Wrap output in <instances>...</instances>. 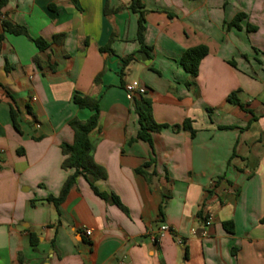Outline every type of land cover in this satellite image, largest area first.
Instances as JSON below:
<instances>
[{"label":"crops","instance_id":"obj_1","mask_svg":"<svg viewBox=\"0 0 264 264\" xmlns=\"http://www.w3.org/2000/svg\"><path fill=\"white\" fill-rule=\"evenodd\" d=\"M139 1L141 42L131 0L1 9L0 264H264V0ZM198 46L192 76L180 59ZM75 95L98 101L93 186L107 198L80 176L56 207L47 198L73 173L61 168L68 122L91 115ZM140 97L166 126L151 145L137 138Z\"/></svg>","mask_w":264,"mask_h":264},{"label":"trees","instance_id":"obj_2","mask_svg":"<svg viewBox=\"0 0 264 264\" xmlns=\"http://www.w3.org/2000/svg\"><path fill=\"white\" fill-rule=\"evenodd\" d=\"M7 0H0V12L1 9L5 6ZM130 9L133 12L139 14V18L137 21V39L139 42L142 41V32H143V12L140 10L142 9V5L140 4L139 0H131ZM243 18L242 14H239L235 17L232 21V25L239 27L238 22ZM1 28L3 32L13 34V35H23L26 37L28 33L24 27L18 25H12L9 22L1 21ZM63 36H59L54 38L53 42L56 43L58 41H62ZM38 49L43 50L48 46V43L44 40L38 38L32 40ZM107 50V49H106ZM108 52L111 51L108 49ZM207 54V49L204 46H198L191 49L186 50L181 59L180 64L184 68L186 72L191 74L192 76H196L198 72V65L199 62L204 56ZM129 58H127L124 62H127ZM97 80V78H96ZM74 104L80 108L85 109L91 113L90 117L84 121L79 120L78 118L74 117L69 122L68 125L73 131V141L70 144H62L60 146V151L62 156L64 157L61 163V168L63 170L71 169L73 173L66 178L64 181L60 193L57 197L49 196L47 198L48 202L53 203L56 207L60 205L63 200L65 199L68 191L72 188L75 184L77 178L80 176L84 177L92 187L93 191L100 196L101 198L106 199V194L99 193L93 186V182L97 179L104 178L103 170L98 167L92 161V152L94 148V140L91 138V134L97 129L98 127V119H99V106L98 101L96 99L84 96L75 95L73 97ZM227 102L232 105H238L241 107V104L234 93L230 94L227 97ZM135 110L138 116V123H139V131L137 134V138L148 143L151 145L152 143V134L158 133L162 128L166 127L165 125L157 124L153 121L151 115V108H150V101L140 97V99L135 100ZM13 117V126L17 130V124L15 122V115L12 113ZM182 128L187 130L191 136L195 134L194 130L191 128L190 121L185 120L182 124ZM229 127H223L226 129ZM112 202L118 204L117 199L112 196ZM261 223L264 224V218L261 220ZM224 226H231L232 223L227 222L224 223ZM30 243L33 246L35 243V239L30 237Z\"/></svg>","mask_w":264,"mask_h":264},{"label":"built area","instance_id":"obj_3","mask_svg":"<svg viewBox=\"0 0 264 264\" xmlns=\"http://www.w3.org/2000/svg\"><path fill=\"white\" fill-rule=\"evenodd\" d=\"M126 91L129 93V94H131V93H133V91H134V88L132 87V86H126ZM139 93H142V91L141 92H139ZM209 223H210V221H206L205 222V226H208L209 225ZM170 231V229H169V227L167 226V225H161L160 226V228H159V230H158V238H160V237H162L165 233H167V232H169ZM83 233H84V235L85 236H90V230H88V229H84L83 230Z\"/></svg>","mask_w":264,"mask_h":264}]
</instances>
